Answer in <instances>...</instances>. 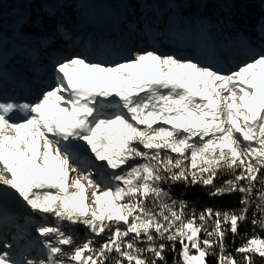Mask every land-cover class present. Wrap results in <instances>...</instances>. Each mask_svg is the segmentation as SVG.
Returning a JSON list of instances; mask_svg holds the SVG:
<instances>
[{
  "label": "snow or ice",
  "instance_id": "1",
  "mask_svg": "<svg viewBox=\"0 0 264 264\" xmlns=\"http://www.w3.org/2000/svg\"><path fill=\"white\" fill-rule=\"evenodd\" d=\"M251 56L230 72L155 51L111 66L73 56L35 102L0 98V185L46 221L38 258L5 250L0 264H167L168 251L264 264V52ZM173 185L238 193L241 208L189 212ZM249 219L233 255L228 234Z\"/></svg>",
  "mask_w": 264,
  "mask_h": 264
},
{
  "label": "rangeland",
  "instance_id": "2",
  "mask_svg": "<svg viewBox=\"0 0 264 264\" xmlns=\"http://www.w3.org/2000/svg\"><path fill=\"white\" fill-rule=\"evenodd\" d=\"M89 2L90 0H64L61 8H54L43 1L29 0L25 4V10L29 11V15L26 16L27 24L25 23V25L22 26L21 23L22 27L17 26V28H20L18 35L27 36V32L31 33L33 34L31 36L36 38L33 39V41L36 42L44 35L49 33L53 34V32L64 28L65 25L77 27L80 26L82 22H85V20H88L91 24L90 27L79 37L81 40L85 39V43H87L90 36L86 35H88V32L92 34L91 29H93L94 26L100 27L107 21H116L113 24V27H115L113 30H116L117 33L122 30V38L125 37V39L122 40L123 43H125L126 39L129 37L130 30L134 32L132 33V37L143 36V34L140 33L138 35L136 31H145L143 25H146L147 29L155 27L153 22L157 21V16L161 17V14H163L167 16L166 19L170 21V24L188 23L190 27L196 29L197 35L200 29L209 32L217 43L221 41L222 36L226 34V26H230V23L237 17H239L238 20L244 30L243 32L248 35L254 33L258 28V25L251 23V20L255 23L259 21L260 24H262L261 26L264 24V0H176V2L173 0H140L139 2L136 0H126L125 8L118 14V17H115V15H112V12H109L104 20L99 19ZM28 8H30V10ZM156 10H159V12ZM236 10L241 11L240 14H237ZM174 11L177 12V15ZM232 13H234V16H231ZM227 15H229V17H227ZM181 19H183L184 22ZM199 23H206L211 27L206 25L200 26ZM49 28L52 29V31H49ZM67 31L66 33L74 34L73 30L69 29ZM37 35L38 37H36ZM237 35H239L238 32ZM91 36L96 38V35ZM239 36L243 37L242 34ZM9 40H11V38H9L8 41ZM245 40H251V42H253V39H249V37ZM8 44L9 47L5 49V44L1 41L0 56L6 51L13 52L15 49H18L16 51L17 53L24 52L23 49L25 45L21 47L19 46V42L14 41L13 43L10 41ZM248 58L252 57L249 56ZM18 62L19 61H13V63ZM12 71L13 70H10L9 72ZM6 190L8 189L0 185V192ZM16 202L19 205L18 208L16 207ZM3 214L13 219V221H9L11 224L13 223V228H19V225H14V221L17 220V224H20V227L28 226V229L36 233L37 237H39V234L35 229L46 222L40 216L32 213L26 204L12 192L6 193L0 197V216ZM51 223H54V221H51ZM89 235L91 234L87 232V237ZM201 235H203V233ZM25 256H30L31 258L37 256L36 258H38V255H33L32 252H28ZM13 259L22 260L23 257H15Z\"/></svg>",
  "mask_w": 264,
  "mask_h": 264
},
{
  "label": "trees",
  "instance_id": "3",
  "mask_svg": "<svg viewBox=\"0 0 264 264\" xmlns=\"http://www.w3.org/2000/svg\"><path fill=\"white\" fill-rule=\"evenodd\" d=\"M29 0H0V43L1 41L5 44L6 39L9 36L14 37V39L21 40L23 36H18V32H16L17 24H25L26 23V10L25 4ZM44 3L50 5L54 8H61L64 0H39ZM126 0H90L89 4L94 8L95 13L99 18H105L109 11L115 12V14H119L125 8ZM139 2L140 0H136ZM176 2V0H173ZM21 22V23H20ZM30 34H27L26 37H29ZM229 176H222L217 181L219 185L223 180L229 179ZM259 188L260 185L257 184ZM166 190L168 187L166 186ZM171 195L173 198L177 200H185L188 202L189 209L191 212L193 209L196 213L202 212L206 208H212L214 211H238L241 208L239 203L240 194L233 195H225L223 197H213L208 194L207 191L202 189L200 186H196L194 188H185L183 185H173L171 186ZM18 203L16 202V207L18 208ZM255 209L249 211L248 215L251 218L252 212ZM87 230L83 227L79 228L76 231L77 242H83L85 238H87ZM240 236L235 237V242L233 243L232 234L229 233L226 243L228 244V251L233 255H236L234 249L239 247L242 243H244V239L242 238L245 233L248 236H252L254 234L253 225L251 224V220L249 222L242 225L239 229ZM255 233H258L261 237H264V232L260 231V229H255ZM203 236V235H202ZM99 240V239H97ZM179 248V245H177ZM239 258V257H238ZM174 259L178 260V255L168 251L166 253L167 264H173ZM211 261V264H216L215 257L208 258ZM256 264H262L259 257L256 258Z\"/></svg>",
  "mask_w": 264,
  "mask_h": 264
},
{
  "label": "bare ground",
  "instance_id": "4",
  "mask_svg": "<svg viewBox=\"0 0 264 264\" xmlns=\"http://www.w3.org/2000/svg\"><path fill=\"white\" fill-rule=\"evenodd\" d=\"M159 1V0H158ZM176 8V7H175ZM237 11V14H240V12L241 11H238V10H236ZM176 15H177V12H176ZM231 16H234V13H232V15ZM227 17H229V15H227ZM238 18V17H237ZM238 20V19H237ZM237 20H236V18L233 20V22L235 23V22H237ZM157 21H160V20H157ZM157 21L156 22H153L154 24L155 23H157ZM116 21H109L108 22V24L107 25H105L106 26V28L105 29H103V31L104 30H108L109 28H111L112 26H113V24L115 23ZM21 23V22H20ZM244 24H246V23H244ZM18 26L19 25H21V24H17ZM90 21H88V20H85V22H82L81 24H80V26H77V27H72V26H70V25H65V27H64V29H67V30H73L74 31V34L72 35H70V36H72V38L73 39H75V38H78V37H80V35L87 29V28H89L90 27ZM104 26V27H105ZM124 26V25H123ZM83 28H84V30H83ZM93 29L94 30H98L99 29V27L98 26H94L93 27ZM19 30H20V28L18 27V28H16V32H19ZM88 30V29H87ZM30 31H33V30H30ZM49 31H52V29H50L49 28ZM90 31V30H89ZM102 31V33L101 34H99V33H97L98 34V37L100 38L101 36H107V32L106 31H104L103 32ZM229 31V29H227L226 30V34L221 38V41H220V43L221 42H225V41H227L228 39H229V37L227 36V32ZM242 31H244L243 29H242ZM33 32H36V31H33ZM257 32H258V30H255L254 31V33H251V34H255L254 35V38H256L255 36L257 35ZM28 33V32H27ZM29 34H31V33H29ZM88 34H89V32H88ZM120 34H122V32H120ZM242 35H243V33H241ZM36 35V34H35ZM56 35L57 36H59V34L58 33H56ZM138 35H139V32H138ZM18 36H20V35H18ZM90 36V35H89ZM205 36V35H204ZM258 36V35H257ZM36 37H38V35L36 36ZM9 38H11V40H9L8 41V39ZM103 40L104 39H106V38H103V37H101ZM117 38H118V36H117ZM14 39V37H12V36H9L7 39H6V44H8L10 41H12ZM247 39V38H246ZM249 39H253V38H249ZM254 40V39H253ZM251 40H249V42H250ZM100 42H101V40H100ZM118 42V41H117ZM120 42V41H119ZM242 42L243 43H245V40H242ZM257 42H258V39H257ZM77 43H79V42H77ZM80 44H82L81 42H80ZM8 47H6L5 49H7ZM49 48H51V47H49ZM49 48H46V49H42V48H40V50H39V52H40V55L41 56H43V57H47L48 55H49V53H50V51L51 50H49ZM147 52V51H146ZM13 52L11 51V52H9V51H6V52H4L3 53V56H0V66L1 65H3V64H5L6 62L4 61L3 62V60L5 59H7V54H12ZM259 52H257V54H258ZM168 55H172V54H168ZM16 56V54H12L11 55V58H13V57H15ZM22 56L23 57H26V55H25V53H22ZM181 60H183V61H186L185 59H181ZM251 60V58H248L247 57V60L245 61V63L246 62H249ZM26 60H22L21 62H20V64L18 65V66H16L17 67V69L19 70L17 73H13V74H11L9 77L11 78V79H15V78H18V76L20 75V76H24L25 75V73L23 72V71H26V72H28V74H32L33 72H37V70H39L40 68H41V66H39V67H33V66H31V64H27L26 62H25ZM125 61V60H124ZM118 62H123V60H121V61H118ZM96 63V62H95ZM117 63V62H116ZM101 64H105V65H109V66H111V65H114L115 64V62H109V63H101ZM23 65H24V67H23ZM239 66H242V64H240ZM23 70V71H22ZM9 192H11V190H6V191H1L0 192V197L1 196H3V195H5L6 193H9ZM10 219V217H7V215H1L0 216V226H1V221L2 220H9ZM11 224V223H10ZM15 243H21V240H18V239H16L15 241H14ZM30 247H31V245H29ZM30 247H27V248H25L24 250H22L21 252H19V251H17L16 249H12V250H10V253L12 254V257L13 258H17V257H25L24 255H22V253H28V252H33L34 250L32 249V248H30Z\"/></svg>",
  "mask_w": 264,
  "mask_h": 264
}]
</instances>
